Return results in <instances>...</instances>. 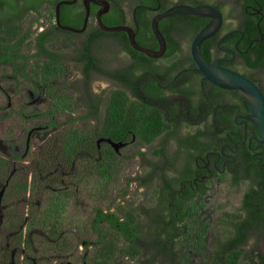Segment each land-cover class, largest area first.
Here are the masks:
<instances>
[{
	"label": "trees",
	"instance_id": "16d2710c",
	"mask_svg": "<svg viewBox=\"0 0 264 264\" xmlns=\"http://www.w3.org/2000/svg\"><path fill=\"white\" fill-rule=\"evenodd\" d=\"M107 1L111 5L110 12L101 18L106 26L129 25L135 31L136 40L140 45L158 49L157 40L151 30V19L156 14L153 9L160 5L163 11L170 5L169 0ZM260 1L264 6V0ZM44 2L45 0H41L39 5ZM126 2L133 5L130 16L124 7ZM180 3L199 5L202 0H180ZM239 9L241 15L245 16L244 6H239ZM83 19L84 13L80 25ZM171 20L173 25L165 28V24ZM207 22L206 18L185 15H174L162 20L159 27L167 41V50L162 59H151L134 50L124 32L106 33L97 27L83 43V81L78 89L81 93V103L86 108L83 118L100 115L102 99L91 90L92 77L96 74L111 78L120 85V90L112 94L106 107L103 136L117 144H129L135 134L139 135L143 143H151L165 134L161 147H156L153 155L149 156L141 151L137 153L143 160L142 165L147 169L146 173L148 172L144 181H140V177L131 179L139 180L141 186L157 175L161 182L155 189L157 195H160L158 206H139L136 209L137 215L127 213L123 220L116 213L95 210L91 222L98 242L89 245L99 246L94 260H103L122 253L129 260L137 258L138 264H182L184 247L178 248L177 242L189 234V203L172 200V180L167 179L165 172L167 167H172L173 164L164 163L158 157L166 154V150L170 148L169 143L174 139L172 149L177 155L186 152L184 167L191 170L196 167L198 157H206L210 152L220 153L224 144H227L224 152L230 153L235 150L236 143L242 142L247 134L246 142L237 146L235 163L228 165L230 185L238 189L241 184H246L240 214L220 218L224 232L213 245L211 264H264V144L260 143L261 137L253 121H246L247 127L244 131V125L239 126L234 120L237 115L249 113L245 100L240 93L220 89L205 78L204 84H200L199 77L195 74L192 76L195 83L188 89L182 88L181 82L169 81L174 72L196 67L191 58L182 54L180 42L175 39L172 31L175 30L180 37L190 42ZM225 28L229 31L235 27L226 25ZM236 28L243 31V38L240 34H233L227 40L234 43L242 38L238 48L242 52L248 50L247 53H237L238 67H243L240 64L244 65L243 68L250 73L244 72L243 76L255 82L264 93V81L259 78V74L264 73V23L261 25L263 40L251 45L254 38H260L259 31L250 22H241ZM215 38L204 42L201 48V53L208 62L214 59L210 48ZM103 40H110V44L114 45L109 48L111 52L117 48L125 52L130 58V63L126 67L105 69L93 51L94 46L99 48ZM166 90L182 96L191 105L185 107L184 102H169L165 95ZM194 96L199 98L196 102ZM158 100L161 103H157ZM141 106L150 111L144 122L139 111ZM183 128L187 131L182 135ZM111 154L116 157L118 153L113 150ZM209 157L213 159V153H210ZM211 189L212 183L202 191L201 197L207 195ZM10 190L12 191V186ZM1 191L0 189V193ZM6 196L4 190L0 207L7 205ZM194 196L193 193L190 198ZM16 222L17 220L8 218L6 224L8 227L16 226ZM102 224L107 225L111 231L109 234H105ZM58 231L57 227H53L48 232V237L53 238L57 244ZM112 233L126 243L123 250L118 251V246L107 237ZM33 237L38 239L37 235ZM0 243L7 244L3 251L0 250V264H31V259L28 258L30 237L23 229L3 231L0 225ZM13 256H16L15 261Z\"/></svg>",
	"mask_w": 264,
	"mask_h": 264
},
{
	"label": "rangeland",
	"instance_id": "374dc122",
	"mask_svg": "<svg viewBox=\"0 0 264 264\" xmlns=\"http://www.w3.org/2000/svg\"><path fill=\"white\" fill-rule=\"evenodd\" d=\"M231 2L223 0L227 15L232 13ZM124 7L130 16L133 5L126 2ZM227 25L234 27L232 21ZM110 42L103 40L98 48L105 65L126 67L130 63L129 56L119 48L111 52L109 48L114 45ZM185 49L188 50V44ZM40 68V61L37 65L34 63L29 74L31 80L24 77L18 86L12 76H1V85L13 103L11 110L0 112V198L4 190L7 194V205L0 207L1 228L3 231L23 229L29 234L31 264H138L137 258L129 260L122 253L94 260L99 246H89L98 242L91 220L97 209L125 217L127 213L137 215L136 209L141 205H155L158 198L155 187L142 188L131 179L147 171L137 153L153 155L160 137L143 143L135 134L113 157L111 148L99 139V134L106 124L109 99L120 88L106 81L93 80L92 90L102 102L99 122L92 121L83 118L86 108L81 103V93L73 84L82 80L81 73L69 69L63 74L49 76ZM259 78L264 81V73L259 74ZM7 104V97L2 94L0 105L6 109ZM20 106L24 107L26 116L35 115L34 119L16 118L14 111ZM139 109L144 122L150 111L142 106ZM38 126L50 129L33 135L26 159L14 160L15 155L24 152L26 133ZM174 144L172 139L168 146L173 148ZM245 188L246 184L238 189L231 186L228 174L219 175L206 196L188 204L189 234L177 242L178 248L184 247L182 264H211L213 245L224 232L219 220L226 215L240 214ZM8 218L17 220V225L8 227ZM101 226L105 234L111 232L107 225ZM53 227L59 229V244L48 237ZM107 237L118 246V251L126 246L114 233ZM6 247L7 244L0 243L1 251ZM15 258L13 256V261Z\"/></svg>",
	"mask_w": 264,
	"mask_h": 264
},
{
	"label": "flooded vegetation",
	"instance_id": "af4514ba",
	"mask_svg": "<svg viewBox=\"0 0 264 264\" xmlns=\"http://www.w3.org/2000/svg\"><path fill=\"white\" fill-rule=\"evenodd\" d=\"M40 1L41 0H0V102H1L2 94L5 95L8 100L6 109H3L2 106L0 105V112H2V110H11L13 106L11 97L6 93V89H4V87L1 85V76L4 75L12 76L11 79H13V81H15L16 85L18 86L22 78L25 77L27 79L28 78L30 79L29 74L32 71V66L34 65V63L37 65L39 61L41 62L42 65V68H40L41 72H44L49 76L56 74H63L65 71L69 69H72V71L75 72H80L82 75V70H83V62L81 61L82 47H83V43L88 39V37L92 35L93 30L99 27L96 20V12L98 11L99 7L94 4H91V14L86 30L82 33H74L59 28L57 22V8H56L58 3L61 1H74V0H45L44 3L39 5ZM169 2L170 5L168 6V8L176 4H186V3H180V0H169ZM200 4L213 5L217 7L223 14V19H224L223 27L221 28L219 33L215 36L216 37L215 42L210 48L212 54L214 55L213 60L220 57L228 58V59L232 58V55L230 53L220 50L217 46L218 40L228 32V30L225 28L228 21H232L234 23L235 28L233 29H238L236 27L239 26L241 22H250L251 25H253L256 28V30H258L260 33V38H254L253 40L260 39V42L263 40L261 25L262 23H264V6L261 4L260 0H248V1L232 0L230 4L232 13L230 15H227L224 11L223 0H219V1L202 0V3ZM239 6H244V10L246 12L245 16H242L241 13L239 12L240 11ZM166 9H164L163 11H165ZM153 10L156 12V14L159 12H163L161 11L160 5L158 8H155ZM83 13L85 19L86 10L84 7V0H76V2L72 5H61L59 11L60 23L62 26L65 27L80 29L82 28L84 23V19H83V23L80 25ZM207 21L208 24L210 22V19H207ZM172 25H173V21L171 20L165 24V28L168 29ZM172 34L174 35L175 39L178 42H180V48L182 54L187 55L188 58H191L190 46L193 39L189 42V40H185L182 37H180L175 30L172 31ZM229 37H227L221 43V47L226 50H235L236 56L233 58V60L228 62H223L221 63V65L224 68H227L229 70H232L234 72L243 75L244 72L241 68H243L244 65L240 64L243 67L241 68L238 67L239 63L237 60V53L239 52L236 50V45L237 46L239 45V43L243 38V35L242 38L238 39L234 43H232L231 40H227ZM185 44H188V50L185 49ZM61 46H63L64 49H61ZM66 47H68L67 53L65 52ZM93 51L94 54L98 56V59H100V62H102V66L105 67V69L107 70L114 69L113 67H108L107 65H105L104 61L102 60L103 58L99 54L98 48L96 49V46H94ZM247 52L248 50H246L244 53ZM124 54L126 53L124 52ZM193 74L199 77L198 79L200 84L202 83L204 84L203 82L204 76L197 70V67L192 69L184 68L181 69V71L178 73L174 72L172 74L173 76L169 79V81L173 83L181 82L182 88L188 89L191 88L192 85L195 83V81L192 79ZM92 78L93 80L99 79L101 81H106L111 85L113 84L120 88L119 83L111 78H105L102 76H98L96 74H94ZM82 81H83V75H82V80L79 81V83L76 82L73 83L74 87L76 89H79L81 87ZM35 84L37 85V83ZM167 88H169V85ZM91 90H92V83H91ZM165 95L169 98L168 101L171 103L180 101L185 103L184 104L185 107L191 105L190 102L184 100L182 96L174 94L170 90H166ZM193 99L196 102L199 98H197V96H194ZM154 102L156 103V101ZM157 103H161V101L158 100ZM180 107H182V105H180ZM14 112L16 118H21L23 120L25 119L33 120L35 117V115L32 114L26 116L24 113V107L22 106H20V108ZM47 114L48 113H41V115H47ZM100 114H101V107H100ZM236 117L234 119L235 122H237L239 126L244 125V131H245L247 127V122L246 125L243 124L242 120L240 119H239L240 122H238V120H236ZM88 119L99 122L98 120H100V115L98 117L94 116ZM0 121H1V116H0ZM44 129L49 130L50 128L48 126L32 127L26 133L24 152L19 156L15 155L14 160L22 161L28 157L33 135L36 132L42 131ZM182 130H181V134L182 135L186 134L187 130L185 128H183ZM103 132L104 130L99 134V139L103 140L102 142L106 144L108 147H110L111 151L115 150L119 154V149L122 148L123 146L128 145L126 143L117 144L112 142L108 137L102 135ZM29 135H30V142H29V147L27 149V141ZM245 137H248V135L245 134ZM164 138H165V134L162 135V137H160L157 147L159 148L161 147ZM251 138H255V137L251 136ZM226 145L227 144H224L220 148L221 150L220 153L210 152L213 153V159L209 157L210 153H207L206 157H198V159L196 160V167L194 168L192 167L191 170H188L184 167V163L186 159L185 158L186 152L184 151L179 155H177L174 149L169 148L168 150H166V154H164L161 157H158L160 161L164 163L167 164L169 163V165L173 164L172 167L171 166L167 167L165 174L168 177L167 179L172 180L173 189L170 193V196H172V200L174 202L186 201L190 203L193 200L201 197L202 191L206 189L209 186V184L212 183L214 179H216L219 175L228 174L230 176V174L228 173V165L230 163H235L234 155L237 152V150L235 152L234 150H232L230 153L229 152L225 153L224 148ZM137 156L140 157L139 155ZM214 157L216 158L214 159ZM140 159L142 165L143 160L141 157ZM142 167L144 168L143 165ZM147 175L148 172L140 175L139 176L141 179L140 181H144ZM134 181L137 182L138 185L140 186L139 180H134ZM146 182L148 184H146ZM146 182L140 187L148 188L150 187L149 185H153L155 189H157L158 185L161 184L157 175H154L152 179H149ZM160 190L161 189L159 187L158 191L160 192ZM193 193L195 194V196L194 198L191 199L190 196ZM159 201H160V195L158 194L157 202L155 203V205H153V207H157ZM105 212H109V211H105ZM123 219L124 217H122V220Z\"/></svg>",
	"mask_w": 264,
	"mask_h": 264
},
{
	"label": "water",
	"instance_id": "95a60500",
	"mask_svg": "<svg viewBox=\"0 0 264 264\" xmlns=\"http://www.w3.org/2000/svg\"><path fill=\"white\" fill-rule=\"evenodd\" d=\"M76 2L74 1H61L57 5V22L59 28L74 32L82 33L86 30L88 21L91 14V4H94L99 7L96 12V20L99 28L106 33H116L124 32L127 34L128 40L132 48L140 53H143L151 59H161L164 57L167 50V41L160 30L159 23L167 18H170L174 15H185V16H194L200 18L210 19V22L202 28L197 35L193 38L190 53L191 58L194 64L197 67V70L204 76V78L209 81L212 85L227 91H236L241 94L245 100L249 113L247 115H238L236 120H242V123L246 125L247 120L253 121L261 139L260 143L264 144V93L261 88L253 81L247 77L222 67L221 63L228 62L233 60L236 56L235 50H226L221 47V43L229 36L233 34L243 35V32L239 29H233L224 34L217 42V46L220 50L228 52L232 55V58H217L212 62H208L201 53V47L204 42L215 37L221 28L223 27L224 19L222 12L215 6L210 4H200V5H189V4H176L166 9L163 12L155 14L151 19V30L155 36L158 49L153 50L147 47L140 45L136 40V33L133 28L129 25H119L109 27L106 26L101 17L107 14L110 10V3L107 0H84V7L86 10L85 19L82 28L75 29L70 27L62 26L59 20V11L61 5H72ZM260 42V39H255L251 42ZM236 50L239 53H244L238 49L236 45ZM247 140V137L240 142L236 143L235 150H237L238 144H244ZM30 135L27 141V149L29 147Z\"/></svg>",
	"mask_w": 264,
	"mask_h": 264
}]
</instances>
